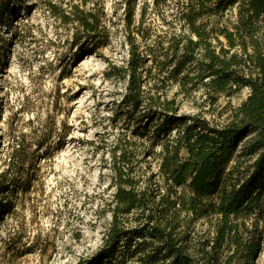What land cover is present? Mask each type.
I'll use <instances>...</instances> for the list:
<instances>
[{"label": "trees", "instance_id": "trees-1", "mask_svg": "<svg viewBox=\"0 0 264 264\" xmlns=\"http://www.w3.org/2000/svg\"><path fill=\"white\" fill-rule=\"evenodd\" d=\"M154 0L136 18L138 0H125L124 64L107 75L124 83L114 120L151 141L157 171L146 173L131 140L110 148L111 221L86 264H258L264 246V0ZM72 31L74 55L101 50L113 39L100 0H37ZM25 0H0L1 31L14 26ZM165 6V7H162ZM236 8L213 26L212 15ZM248 90L224 125L179 113V97ZM2 109L0 94V112ZM1 115V114H0ZM12 145L0 170V219L13 211V189L30 188L31 160ZM33 162V161H32ZM33 164V163H32ZM147 168H151L148 165Z\"/></svg>", "mask_w": 264, "mask_h": 264}, {"label": "rangeland", "instance_id": "rangeland-1", "mask_svg": "<svg viewBox=\"0 0 264 264\" xmlns=\"http://www.w3.org/2000/svg\"><path fill=\"white\" fill-rule=\"evenodd\" d=\"M100 1L113 39L85 56L74 55L71 29L37 0H25L14 26L1 31L0 170L12 145L22 142L31 160L23 177L31 184L27 191L13 189V211L0 219V264H86L94 256L111 221L110 148L118 138L131 140L146 173L157 171L151 141L136 136L123 118L114 120L124 83L106 73L110 63L128 57L125 0ZM144 8L146 23L157 22L154 0H138L136 18ZM235 13L212 15L211 24H227ZM247 93L222 95L214 105L201 93L179 97V113L221 126ZM257 263L264 264V246Z\"/></svg>", "mask_w": 264, "mask_h": 264}]
</instances>
